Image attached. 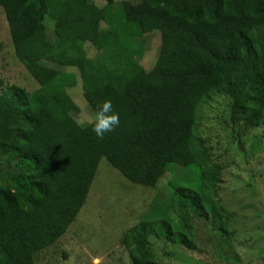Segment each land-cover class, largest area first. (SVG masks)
<instances>
[{"label":"trees","instance_id":"1","mask_svg":"<svg viewBox=\"0 0 264 264\" xmlns=\"http://www.w3.org/2000/svg\"><path fill=\"white\" fill-rule=\"evenodd\" d=\"M96 1L0 0L14 56L37 86L0 80V264H35L67 233L102 160L157 193L120 240L130 264H158L151 241L195 252L201 220L220 232L225 261L233 215L200 127L224 98L227 143L248 161L250 143L264 149V0ZM104 100L120 125L99 140L91 124Z\"/></svg>","mask_w":264,"mask_h":264},{"label":"rangeland","instance_id":"2","mask_svg":"<svg viewBox=\"0 0 264 264\" xmlns=\"http://www.w3.org/2000/svg\"><path fill=\"white\" fill-rule=\"evenodd\" d=\"M96 2L101 4L102 1ZM157 40L141 61L147 71L155 61ZM0 43L2 88L14 85L29 91L35 89L36 84L14 56L1 9ZM80 102L78 104L82 107ZM227 106L221 97L211 102L208 107V110H212L211 116L205 118L200 128L202 136L209 142L214 162L223 168L219 198L220 204L233 215L229 222L231 251L225 255L226 260L221 262L214 240L217 234L220 236V232H211L209 225L202 220L194 221L193 241L196 251L191 252L164 240L151 241L158 264H264V202L260 198L264 196V149L260 151L255 145L251 147L250 143L248 149L254 154L248 161L242 149L235 150V145L227 143L229 131L218 127V123L226 116ZM89 116L83 111L79 123H89ZM244 141L246 144H243V148H246L249 141L247 138ZM254 179L262 186L257 187L253 183ZM156 194L155 189L129 183L102 160L86 203L76 220L53 246L35 256V264H130L128 253L120 245V240L146 211L148 203ZM172 249H177L188 262L171 256ZM62 251L66 252V258H62ZM165 252L169 255L164 256Z\"/></svg>","mask_w":264,"mask_h":264},{"label":"clouds","instance_id":"3","mask_svg":"<svg viewBox=\"0 0 264 264\" xmlns=\"http://www.w3.org/2000/svg\"><path fill=\"white\" fill-rule=\"evenodd\" d=\"M120 125L119 114L114 110L111 100H104L96 106L92 116L91 131L99 140L115 131Z\"/></svg>","mask_w":264,"mask_h":264}]
</instances>
